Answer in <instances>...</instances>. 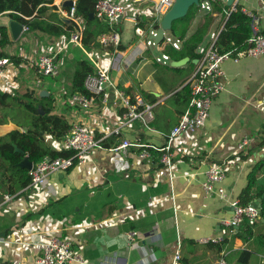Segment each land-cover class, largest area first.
I'll return each mask as SVG.
<instances>
[{"label":"crops","instance_id":"crops-1","mask_svg":"<svg viewBox=\"0 0 264 264\" xmlns=\"http://www.w3.org/2000/svg\"><path fill=\"white\" fill-rule=\"evenodd\" d=\"M64 1L54 0L57 13ZM118 1L127 6L117 26L120 49L126 52L128 62L121 71H110L113 48L102 47L98 38L94 46V42L89 43L88 35L81 48L70 44L66 37L54 38L23 30L15 40L11 33L13 20L8 14L0 16V26L8 28L12 41L6 49L11 64L0 82V90L25 103H41L39 97L48 99L43 105L52 106L53 115L65 120L70 127L83 123L102 140V148L95 149L84 165L65 174L52 175L48 188L29 186L7 203H3L1 189L0 238L5 242L0 243V264H30L40 231L69 236L75 250L83 253L90 264H170L179 244L182 259L188 264H217L221 259L214 250L207 249L208 244L199 241L217 238L222 232L223 221L231 217L232 210L229 203L217 195L206 197L202 183L210 166L226 163L227 177L220 187L231 199L240 201L253 168L264 161V55L225 62V91L213 102L205 128L176 140L174 149L181 156L175 160L171 174L159 162L157 151L152 160L142 161L140 148L131 149L127 156L114 149L124 140L155 147L166 144V136L178 125L188 107L179 95L195 74L197 64L190 60L183 67H172L175 60L171 57L168 62H156L157 58L170 56L165 43L158 45L157 51L153 46L142 51L146 39L141 46L136 36V23L131 18L145 6L134 4L133 0ZM240 6L259 16L264 33V0H241ZM206 14L197 12L189 35L201 26ZM214 17L211 33L224 26L220 14ZM125 22L133 25V35L124 34ZM209 40L210 37L206 43ZM49 53L57 55L61 75L55 79L46 78L39 84V77L28 62L30 58ZM80 60L98 63L102 70L111 72L112 79L107 88L108 102L102 104L99 99L87 112L70 102L76 65ZM32 75L40 89L32 86ZM117 90H124L129 96L140 94L145 103L153 106L152 131L134 121L121 136L110 135L122 121L125 111L116 98ZM43 92L47 96L42 97ZM246 137L250 144L239 152L238 145ZM45 141L52 149L61 151L59 140L46 136ZM259 182L264 184V174L259 175ZM256 202L257 199L251 204ZM259 222L254 229L255 235L264 233V226ZM131 230L139 233L134 248L129 246L126 237ZM153 230L157 234L152 237L154 249L150 252L144 248V241L145 234ZM20 240L27 245H18ZM192 242L193 245L189 244ZM253 242L252 238L247 242L236 239L234 248L225 251L227 264H237L229 258L231 252L241 250L255 254L253 264H262L264 251L255 252Z\"/></svg>","mask_w":264,"mask_h":264},{"label":"built area","instance_id":"built-area-1","mask_svg":"<svg viewBox=\"0 0 264 264\" xmlns=\"http://www.w3.org/2000/svg\"><path fill=\"white\" fill-rule=\"evenodd\" d=\"M77 1L73 0L74 5L68 9L62 6L58 7L59 16L66 18L74 24L75 31L69 39V43L80 46L83 45V39L86 32V26L82 23L77 15ZM213 1V0H212ZM241 0H235L234 5L230 7V13L236 12ZM134 4L145 6V8L136 16L131 18L136 23V36L139 38L140 45L142 40L146 39L144 49L156 46L152 35H156L160 28L161 20L172 9L175 0H133ZM202 8L211 11L210 0L201 4ZM127 6L118 0H98L95 11L91 17L102 20L110 29L108 33H103L98 37L99 44L104 48H113L110 61L111 72L121 71L123 66L128 64L125 60L126 52L120 49L121 37L117 31V26L126 14ZM242 11L252 19L253 34L248 41V48L242 52L234 50L221 54L215 48L216 40L221 32L211 33V42L208 46L201 48L202 58L198 60L197 69L188 84L191 87V101L181 116L176 127L172 129L170 134L166 136V144L163 147H155L152 145H142L131 140H124L116 149L124 156H127L131 149L140 148L139 158L142 161H150L154 157V152L160 153L159 162L172 174L175 160L181 154L175 150L174 145L178 138L189 133L195 134L197 131L205 128L213 102L225 91L223 79L225 77L224 64L227 61L238 62L243 58H260L264 55V33L261 28L259 16L251 10ZM146 22L148 30L140 24ZM25 32L29 31L28 27L23 26ZM173 46L175 49H181V41L175 40L170 33L165 34L164 42ZM140 45L138 47L140 48ZM138 55V54H137ZM170 57L164 55L157 58L156 62H168ZM11 61L8 58L0 59V82L4 79L6 69L10 66ZM28 64L35 69L39 80L40 77L59 78L61 75V66L55 53H49L33 57L29 59ZM95 71L89 74L84 82L85 93H74L70 97L73 106L82 110L90 111L97 100H101L102 104H106L109 99L108 86L112 83L111 72L102 70L98 63L92 64ZM116 98L120 102V106L125 110L122 115V121L115 127L110 135L121 136L122 131L128 128L134 121H139L145 130L152 131L151 123L155 116L153 106L144 102L140 94L129 96L124 90L116 91ZM102 140H98L95 135L90 132L87 127L81 123H75L69 131L59 140V148L61 151H69L72 153L69 157H59L56 159L45 158L39 164H33L29 171L31 177L30 186L45 189L49 187L50 177L54 174H65L75 170L78 166L84 165L93 152L97 148H102ZM250 144L249 138H244L238 145V151L241 152ZM227 177V164H215L208 168L205 172V180L202 183V190L206 197L217 195L221 200L229 203L232 215L229 219L223 221V229L217 238H205L200 240L201 244H221L226 238L231 239L240 231V227L248 221L250 224H257L260 221L261 210L253 204L243 206L239 200H233L220 184ZM1 194V189H0ZM14 198L13 195L4 194L3 203H7ZM1 208V205H0ZM129 246L136 247L139 233L131 230L126 233ZM5 241L0 238V243ZM20 246L27 245L26 242H17ZM36 253L31 258L30 264H90L84 257L83 253L78 252L74 248V242L69 236L63 237L47 231H40L37 241L34 243ZM226 252L222 253L221 259L217 264H227ZM262 264H264V253L261 256ZM170 264H182V252L180 244Z\"/></svg>","mask_w":264,"mask_h":264},{"label":"trees","instance_id":"trees-1","mask_svg":"<svg viewBox=\"0 0 264 264\" xmlns=\"http://www.w3.org/2000/svg\"><path fill=\"white\" fill-rule=\"evenodd\" d=\"M203 0L201 4L204 3ZM98 0H78L77 15L86 26V32L83 39V45L86 44L89 35V43L94 42L97 45L96 39L103 33L110 31L108 25L100 19L91 17L94 13ZM54 0H0V16L8 14L15 22L29 28L31 32L44 33L50 37L70 39L75 31L74 24H66L60 20L57 7L53 5ZM211 11L204 16V22L196 31L189 35L191 22L195 18L201 6H193L188 15L173 23V28L170 35L173 39L182 42L181 49L177 50L171 45H167L166 53L173 60L180 61L184 58H190L193 62L200 60L202 54L200 50L203 46H208L206 40L211 36V28L215 22V14L222 16L224 26L215 43L216 50L221 53H228L232 50L242 52L248 48V41L253 34L252 19L248 17L239 5L236 12L230 13L228 7L223 1L210 0ZM146 22L140 24L146 30ZM85 43V44H84ZM12 44L7 27L0 26V59L9 58L6 49ZM163 45V44H162ZM172 70H179L173 68ZM95 71V67L86 60L77 62L72 93H85L84 82L86 77ZM181 101L187 106L191 101V87L187 84L180 93ZM48 99L40 98L41 103L36 104L35 101L25 103L18 97H13L9 93L0 90V125L8 124L15 120V116L20 111H15L14 108L22 109L26 120L18 124L25 129L24 133L12 132L11 134L0 137V189L4 193L16 195L20 190L30 186L31 177L29 171L20 168L18 165L23 160V155L15 151V146L20 148L29 157L33 164H39L45 158L56 159L59 157H69L72 155L69 151H57L52 149L45 141L46 136H52L56 140H60L71 128L69 124L62 118L52 114V106L43 105V101ZM42 107V111L39 110ZM44 111V114L41 112ZM264 174V161L258 163L252 170L249 176L248 186L244 189L240 196V203L247 206L253 200H261V213L259 222L264 226V184H260L259 175ZM1 191V192H2ZM246 221L240 231L231 237L226 238L221 244L210 243L206 247L209 250H214L218 257L221 258L223 252L231 251L235 246L236 239H243L245 242L248 238L254 239L255 252L264 251V233L255 235V226ZM194 242L189 243L193 245ZM250 249V248H249ZM235 254L237 264H250L255 256L248 250L231 252ZM229 256V257H230ZM182 264H188L185 259H182Z\"/></svg>","mask_w":264,"mask_h":264},{"label":"water","instance_id":"water-1","mask_svg":"<svg viewBox=\"0 0 264 264\" xmlns=\"http://www.w3.org/2000/svg\"><path fill=\"white\" fill-rule=\"evenodd\" d=\"M201 1L203 0H175V3L172 7V9L168 12V14L166 16H164L161 20V24H160V28H158L156 35H152L150 37L151 40H154V43L156 46L163 44L164 39H165V34L170 33L172 28H173V23L177 20L183 19L185 18L190 9L193 6H197L200 7L201 6ZM219 1H227L226 5L228 7H232L234 5L235 0H219ZM74 5L73 0H66L63 3V8H70ZM60 20L63 21L66 24H71V21L63 18L62 16H59ZM23 32V25L13 21V23L11 24V33L12 36L15 40H17L19 38V36L22 34ZM190 62V58H184L180 61H175L172 64V67H183L186 64H188ZM194 63L198 64V60L194 61ZM42 97L47 96V94H45V92H43L41 94ZM20 132L23 133L24 130L18 126L17 124L13 123V122H9L8 124H4V125H0V137H5L9 134H11L12 132ZM15 151L19 152L21 155H23V160L19 163V167L22 169H26L28 171L31 170L32 166H33V162H31L29 160V157L25 154L24 151H22L20 148H18L17 146H15ZM253 206L259 208L261 210V200H258V202L254 203ZM157 234V231L153 230L150 231L148 233L145 234V241L144 244L146 247V249H148V251L152 252L151 250L154 249L153 247V239L152 237L154 235ZM162 244V242H161Z\"/></svg>","mask_w":264,"mask_h":264},{"label":"rangeland","instance_id":"rangeland-1","mask_svg":"<svg viewBox=\"0 0 264 264\" xmlns=\"http://www.w3.org/2000/svg\"><path fill=\"white\" fill-rule=\"evenodd\" d=\"M199 12V14H201V15H204L206 12H208V10L204 7L203 9H200V11H198ZM124 27H125V30H124V34H127V35H133V32H134V30H133V25L132 24H130V23H127V22H125L124 23ZM157 47L158 46H153V50L154 51H157ZM7 69H8V67H7ZM7 69H6V72H7ZM34 73V72H33ZM33 76V75H32ZM35 77L33 76V83H32V86L35 88V89H40V88H38L37 87V82L35 81V79H34ZM40 79H42V80H44V79H46L45 77H40ZM48 79H52V78H48ZM14 110L15 111H20L19 113H17L16 114V118H15V120H14V123L15 124H21V122L23 123L25 120H26V116L24 115V112H23V110L22 109H19L18 107H15L14 108ZM229 260L230 261H234L235 260V254H233L230 258H229ZM253 260H254V258L251 260V262H250V264H253ZM218 261V260H217ZM217 263V262H216ZM257 264V263H256Z\"/></svg>","mask_w":264,"mask_h":264}]
</instances>
